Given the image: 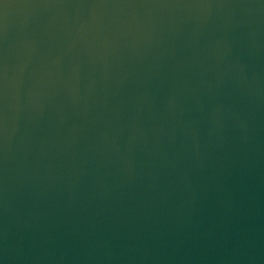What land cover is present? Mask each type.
<instances>
[{
    "label": "water",
    "instance_id": "obj_1",
    "mask_svg": "<svg viewBox=\"0 0 264 264\" xmlns=\"http://www.w3.org/2000/svg\"><path fill=\"white\" fill-rule=\"evenodd\" d=\"M0 264H264V0H0Z\"/></svg>",
    "mask_w": 264,
    "mask_h": 264
}]
</instances>
